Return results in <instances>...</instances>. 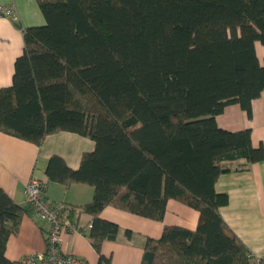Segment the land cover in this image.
Listing matches in <instances>:
<instances>
[{
  "label": "trees",
  "instance_id": "trees-1",
  "mask_svg": "<svg viewBox=\"0 0 264 264\" xmlns=\"http://www.w3.org/2000/svg\"><path fill=\"white\" fill-rule=\"evenodd\" d=\"M38 2L46 23L24 29L12 83L0 87V131L37 145L61 130L95 141L79 168L53 155L45 173L94 187L90 202L62 205L73 223L92 215L100 263L119 232L105 207L163 220L175 199L199 211L197 227L166 224L141 264H264L224 220L229 195L216 189L220 175L264 160L250 128L216 120L232 103L251 117L264 93V0ZM30 211L0 187V264H18L7 242Z\"/></svg>",
  "mask_w": 264,
  "mask_h": 264
},
{
  "label": "crops",
  "instance_id": "crops-1",
  "mask_svg": "<svg viewBox=\"0 0 264 264\" xmlns=\"http://www.w3.org/2000/svg\"><path fill=\"white\" fill-rule=\"evenodd\" d=\"M0 4L13 5L17 13V19L0 16V87H3L12 83L15 60L24 49V29L45 24L46 19L38 0H0ZM256 51L263 62L264 46L260 42L256 43ZM216 120L219 126L231 131L250 128L253 144L264 147V93L253 100L251 117L239 104L232 103L216 116ZM95 145L92 138L72 131L51 133L41 145L0 131V187L18 204L31 210L24 214L19 231L8 239L6 255L9 259L18 261L28 253L45 248L47 222L26 200L25 190L30 178L45 180L47 197L54 202L72 206L90 202L94 195L92 185L73 183L66 187L48 180L45 170L53 155L62 157L70 168L77 169L83 154L93 151ZM216 189L229 195V203L220 208L226 223L257 259L264 258V160L251 164L248 170L220 175ZM101 216L119 224L117 239L105 240L102 244V252L110 257V264H141L148 237H160L166 224L195 229L199 211L170 199L163 220L114 206L105 207ZM91 222L92 215L82 212L74 223L76 230L63 235L62 247L86 258L89 264H101L99 254L87 236ZM127 231H131L130 236Z\"/></svg>",
  "mask_w": 264,
  "mask_h": 264
},
{
  "label": "built area",
  "instance_id": "built-area-1",
  "mask_svg": "<svg viewBox=\"0 0 264 264\" xmlns=\"http://www.w3.org/2000/svg\"><path fill=\"white\" fill-rule=\"evenodd\" d=\"M0 16L17 19L11 4H0ZM46 189L47 182L37 177H31L27 182V204L47 222L48 228L44 250L26 254L17 261L18 264H89L86 258L69 253L62 247L63 235L75 231L76 226L68 219L66 207L47 197Z\"/></svg>",
  "mask_w": 264,
  "mask_h": 264
}]
</instances>
